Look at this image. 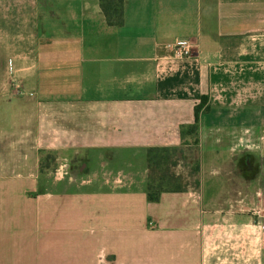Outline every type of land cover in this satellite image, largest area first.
Segmentation results:
<instances>
[{"label":"crops","instance_id":"obj_1","mask_svg":"<svg viewBox=\"0 0 264 264\" xmlns=\"http://www.w3.org/2000/svg\"><path fill=\"white\" fill-rule=\"evenodd\" d=\"M262 36L264 0H124L121 27L99 0H0V264H264V218L217 215L221 177L264 183ZM201 96L199 188L149 203L146 149Z\"/></svg>","mask_w":264,"mask_h":264},{"label":"trees","instance_id":"obj_2","mask_svg":"<svg viewBox=\"0 0 264 264\" xmlns=\"http://www.w3.org/2000/svg\"><path fill=\"white\" fill-rule=\"evenodd\" d=\"M100 9L109 26L121 27L124 23V0H99ZM209 98L201 96L194 106V121L192 124L182 125L179 129V147H150L146 149L145 159L148 170L146 184V199L156 204L162 194L183 193L187 186L182 178L173 172L180 158L187 149L196 150L194 173L200 170L199 127L200 116L210 111Z\"/></svg>","mask_w":264,"mask_h":264},{"label":"rangeland","instance_id":"obj_3","mask_svg":"<svg viewBox=\"0 0 264 264\" xmlns=\"http://www.w3.org/2000/svg\"><path fill=\"white\" fill-rule=\"evenodd\" d=\"M264 37H258L256 39V42L263 41ZM91 156H95L91 153ZM125 156H128V153H125ZM196 150L194 148L187 149L184 152L183 158H180L177 166L173 169V172L177 175H179L182 178L183 184H185L188 189L196 190L199 188V173H194V163L196 161ZM139 160V159H138ZM55 161V163H54ZM95 162H92V160L89 161V167L92 166V164ZM141 164H145V159L143 155L140 157ZM81 164V161H78L77 167L75 169H78ZM116 166L117 163H114ZM55 166V167H54ZM262 164L258 163V171L262 170L261 168ZM54 167V168H53ZM41 168L42 169H56L58 168V163L56 160L52 157L51 154H45L42 157L41 160ZM254 168V167H253ZM228 169V168H227ZM239 169V168H238ZM243 169V168H242ZM225 172L222 170V173ZM264 180V179H263ZM220 185L221 190H224L222 193V199H221V205L222 209L218 210L217 215L220 216H247L252 217L254 219H262L264 218V195L262 193V190L260 188H263L264 183L259 182L256 187H253V189H249L247 193L244 191H241V193H237L236 197H230V195L227 193L228 187H229V179L221 177L220 178ZM229 182V183H228ZM90 189L87 187L78 188L76 190L78 201H85L86 200V194H89ZM104 191V190H103ZM106 192V191H104ZM246 204L248 206H246ZM146 209L141 208L140 206L135 210L137 214H140L141 218L147 217V213H144ZM143 212V214L141 213ZM211 212V211H209ZM130 226H125L126 230H129ZM87 235H89L87 233Z\"/></svg>","mask_w":264,"mask_h":264},{"label":"built area","instance_id":"obj_4","mask_svg":"<svg viewBox=\"0 0 264 264\" xmlns=\"http://www.w3.org/2000/svg\"><path fill=\"white\" fill-rule=\"evenodd\" d=\"M192 46L185 40H177L174 45H172V52L174 57L178 59H188L191 57ZM17 95H20L21 92L19 89L15 91ZM264 229V227H263Z\"/></svg>","mask_w":264,"mask_h":264}]
</instances>
